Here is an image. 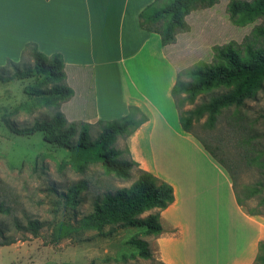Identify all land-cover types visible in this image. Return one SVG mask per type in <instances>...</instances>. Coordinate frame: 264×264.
I'll list each match as a JSON object with an SVG mask.
<instances>
[{"label": "crops", "instance_id": "0c3cea01", "mask_svg": "<svg viewBox=\"0 0 264 264\" xmlns=\"http://www.w3.org/2000/svg\"><path fill=\"white\" fill-rule=\"evenodd\" d=\"M157 0H0V67L19 62L28 43L61 54L76 110L89 123L147 117L126 139L138 168L172 186L156 241L162 264H256L264 215L240 206L227 168L180 123L173 97L179 66L162 37L140 26V13ZM93 93L86 113L85 85ZM82 93V94H81ZM157 210H154V212Z\"/></svg>", "mask_w": 264, "mask_h": 264}, {"label": "rangeland", "instance_id": "374dc122", "mask_svg": "<svg viewBox=\"0 0 264 264\" xmlns=\"http://www.w3.org/2000/svg\"><path fill=\"white\" fill-rule=\"evenodd\" d=\"M172 1L159 0L157 8ZM255 1L216 0L212 6L197 1L190 8L185 16L188 29L177 30L174 42L165 46L166 53L179 66L181 82L197 81L191 70L221 64V49L232 48L244 59L250 50H264V18L246 19L231 12L233 2ZM166 23L167 19H163L159 25L163 29ZM33 66L31 58L26 57L18 68L23 71ZM15 72L9 66L0 74L6 78ZM34 83V78L0 81V203L8 211L0 214V264H162L156 256L158 236H147L135 228L117 227L111 232L107 227L103 233L86 231L58 244L51 242L56 224L76 228L81 219L93 212L96 201L118 189L129 188L137 179V169H133L130 180L118 178L101 164H92L80 174L68 163L71 152L48 143L42 132L32 136L15 134L13 130L30 128L37 121L52 119L58 112L63 114L66 128H76V135L71 138L73 145L85 131L88 141L95 142L105 127L86 121L84 112L76 110L75 94L52 105L36 100L27 91ZM57 84L69 87L67 77ZM231 90L232 87H214L198 95L193 104L186 103L184 110H195ZM83 91V106L86 113H91L94 98L88 82ZM193 132L230 170L237 195L246 208L264 213V83L243 106L223 108L214 120L208 113L203 115L194 122ZM110 149L120 152L118 160H130L124 137L119 136ZM80 182L85 185L80 202L69 205L63 194ZM30 221L42 224L37 238L26 229ZM133 239L145 241L153 259L141 258L131 243ZM9 242L14 243L3 245ZM256 264H264V249Z\"/></svg>", "mask_w": 264, "mask_h": 264}, {"label": "trees", "instance_id": "16d2710c", "mask_svg": "<svg viewBox=\"0 0 264 264\" xmlns=\"http://www.w3.org/2000/svg\"><path fill=\"white\" fill-rule=\"evenodd\" d=\"M158 1L140 13V26L143 30L160 34L164 46L174 42L177 30L188 29L185 16L197 1L207 6H212L216 2V0H173L166 7L158 9ZM231 12L233 15H242L246 19L264 18V0H257L253 3L233 2ZM163 19H167V23L162 29L159 23ZM261 33L264 35V29ZM219 56L222 60L221 64L191 70V75L197 79L195 83L181 82L179 73L172 93L179 112L180 123L188 133L194 134V122L206 113L214 120L221 109L243 106L246 100L253 99L263 86L264 50H250L248 58L244 59L232 48H225L220 50ZM26 57L31 58L34 66L22 71L18 65ZM9 66L14 67L16 72L6 78L1 73L0 81L10 82L14 79L34 78L35 83L27 89L28 94L44 102L45 105L70 99L74 94L70 87L57 84L66 77L65 63L61 54L47 56L39 50L35 43H28L23 50L20 62L8 60L5 66L0 67V72L6 71ZM219 86L232 87V90L213 97L208 103L195 110H184L186 103L193 104L198 95ZM182 95L184 96L181 97ZM146 121L147 117L140 109L131 107L129 114L124 118L98 122L104 124L105 127L95 142L88 141L85 131L81 133L78 143L74 145L71 143V138L76 135V128L74 125L69 128L65 127L66 121L61 112H58L52 119L37 121L30 128L13 130L19 136H32L37 132H42L48 143L68 149L72 155L68 163L80 174H84L92 164H101L118 178L130 180L133 176V169H137V179L129 188L118 189L107 194L103 200L96 201L93 212L81 219L76 228L68 227L64 223L56 224L52 233L51 242L53 244H58L62 239L71 237L73 234L79 235L86 231L103 233L107 227H110L111 232L117 227L135 228L147 236H160L164 232L160 217L161 212L174 201L172 186L160 181L151 173L139 169L138 164L132 159L118 160L120 152L110 149L119 136L127 139ZM202 143L206 150L217 159L216 154L206 143L204 141ZM126 149L129 155L130 151L127 146ZM220 162L225 166L221 160ZM227 170L230 172L228 168ZM84 189L85 185L80 182L71 187L67 194H63V197L69 205L76 206L80 202L79 197ZM238 203L246 208L239 196ZM154 210L157 211L152 212ZM247 210L250 215H264L259 211ZM7 212V209L0 203V214ZM145 213L150 214L141 218ZM41 228L42 224L39 221H30L26 227L35 238L39 236ZM13 243L3 245L9 246ZM131 243L137 247L141 258L153 259V254L145 241L133 239ZM263 249L264 242L260 243V252ZM259 256L260 253L258 258Z\"/></svg>", "mask_w": 264, "mask_h": 264}]
</instances>
